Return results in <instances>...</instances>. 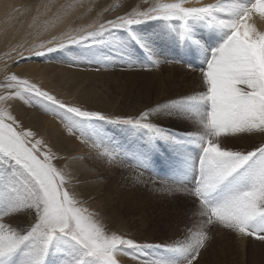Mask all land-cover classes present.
I'll return each instance as SVG.
<instances>
[{"label":"snow or ice","instance_id":"snow-or-ice-1","mask_svg":"<svg viewBox=\"0 0 264 264\" xmlns=\"http://www.w3.org/2000/svg\"><path fill=\"white\" fill-rule=\"evenodd\" d=\"M113 7L59 38L14 47L8 59L85 45L97 64L150 74L169 62V48L192 83L113 115L0 67V264H200L216 231L264 244V0H143L101 22ZM17 104L50 113L87 153L39 135ZM109 125L127 135H109ZM245 139L252 143H237ZM92 161L183 200L191 215L180 234L146 241L115 227L84 191L103 180Z\"/></svg>","mask_w":264,"mask_h":264},{"label":"rangeland","instance_id":"rangeland-1","mask_svg":"<svg viewBox=\"0 0 264 264\" xmlns=\"http://www.w3.org/2000/svg\"><path fill=\"white\" fill-rule=\"evenodd\" d=\"M101 2H104V0H31L30 11L26 12L23 11V9L17 8V0H0V47L3 51L2 58L4 62L7 63L13 71L23 75H27L42 84L50 83V87L53 88L52 90L55 93L59 94L61 98L72 102L81 103L94 110L99 109V107L96 106V100L98 99L97 103L105 112L117 115L118 113H113L110 111H117L119 107L124 105L125 98L130 97L131 94L128 93V95H123L122 90H130L134 85V82L132 80L124 79L120 76L122 71L120 62H117L114 65L97 64L91 60V57L96 50H93L92 52L86 51L87 46L85 45H78L76 46L75 51H68V53H66L65 50H60L56 53V57L53 59H50L49 57L46 59L32 57L31 59L21 60L19 63H13L12 60L8 59L7 56V54L11 53L12 48L16 47L26 49L32 46L38 40L39 34L29 36L26 34L27 28H37L38 26H42V33V31L49 27V25L54 22L56 18L61 20H64L66 18V23L62 28V32H71L93 23V21L97 19L98 14H100L104 9H107L110 5L114 6L113 10L104 13V15L100 17V20L101 18L103 19V17H106L107 14L108 19H111L117 14H123V12L130 10L132 7H139L142 5L143 0H128L129 5L121 8L119 12H117V8L122 5L120 2H112V0H107L108 3ZM69 4H72L75 7L69 9L67 8V5ZM62 5L65 7H61ZM51 39L52 38H49L48 40ZM164 51L167 53L166 58L169 62L161 64L159 66L160 69L166 70L170 66L184 67L182 64L176 62L180 59V57H175V55L171 53L173 52L172 49L165 48ZM11 55L15 56V53H11ZM73 60H77L78 63L73 64ZM28 63H37L38 67L32 68L31 71H22L21 68L26 67ZM41 63H46L45 65L51 63L53 64V66L64 64L68 68H74L78 71V73L85 75L87 79L93 84V86H90L91 83H89L86 77L83 76L85 84H82L81 86L76 85V88L74 87L73 89H70L68 87L70 83L68 75L67 78L63 80L60 76V69L58 67H40ZM40 74H45L47 78L42 79L38 76ZM188 81L192 80L189 79ZM178 86L179 85H177L176 83L175 87L170 91L171 94ZM61 92L68 95V97L62 95ZM115 99L119 100L117 108L113 103H111V100ZM33 109L40 111L41 114L44 113L45 116L48 117V121L35 118L33 122L32 119L28 122V125L34 128L39 135H42L46 138L48 134H53L56 137L55 145L62 149L66 145H78L79 142L74 138L68 137L63 131L62 127L61 129H57L52 126V121L59 122L57 118L53 117L50 113L43 112V110L41 109ZM25 124L27 125V123ZM105 127L109 135H115L118 138L127 135V133L122 128H119L117 126L109 125ZM237 143L246 144L244 143V140L238 141ZM250 143H252V140H250L248 144ZM87 151L88 149L86 148V152ZM97 162L98 161H92L91 163L96 164ZM117 170V177L119 174L125 172L122 169ZM117 177L112 179L114 187H116L117 185ZM134 188L138 189L136 187ZM91 189L92 186H90V189L89 187L85 188L84 191L90 192ZM91 193L94 195V192ZM95 196L97 197L98 195L96 194ZM175 202L177 203V207H179V211L177 210L179 212L178 215L175 212L176 210L173 208L176 205H174L172 199L166 197L163 198V201L160 202L159 205H161V207H164L165 209H169L168 216H163L162 218L158 217L154 219L149 229H147V235L146 238H143L144 240L167 241L169 239L175 238L180 234L181 230L184 227L185 221L191 215V213L184 206L183 200H175ZM155 211L156 213H158L157 210ZM177 217L180 219V222L178 223L180 227L178 228V231H176L177 234L172 237L173 235L170 236L169 233L172 229H174V223L177 220ZM215 237H213V240ZM209 248L206 251L207 254H203V256L201 257L200 264H241V262L234 256L228 257L229 254H224V252L221 250V246L216 248ZM212 249L215 250V252H213ZM214 256L216 257V259ZM219 256L221 258H219ZM206 260L207 262H205ZM217 260H220V262H218Z\"/></svg>","mask_w":264,"mask_h":264},{"label":"bare ground","instance_id":"bare-ground-1","mask_svg":"<svg viewBox=\"0 0 264 264\" xmlns=\"http://www.w3.org/2000/svg\"><path fill=\"white\" fill-rule=\"evenodd\" d=\"M115 1H118L122 4L120 7L117 8V12H119V10L124 6L129 5L128 0H112V2ZM17 2H18V6H17L18 9H23V11L26 12L30 11L31 0H17ZM101 3H108V2L107 0H104V2ZM104 18H108V14L106 15V17H103V19ZM103 19L101 18V22L103 21ZM65 23H66V18L64 20L56 18L55 21L49 25V27H47L44 31H42V33H41L42 26H38L37 28H27L26 34L29 36H34L36 34H39L38 40L34 43V44H38L43 41H47L49 38H52L53 36L59 38ZM65 52L68 53V51L66 50ZM171 53L173 54V52ZM2 54L3 51L2 48L0 47V67H3V65L5 64L2 58ZM48 57L50 59H53L56 57V53H49L42 58L46 59ZM45 64L46 63H41L40 67L53 66V64L51 63H48V65ZM34 67H38V64L28 63V65L24 67L25 69L21 68V70L31 71V69ZM53 67H58L60 69L59 73L63 80H65L68 75L70 79V83L68 87L70 89H73L74 87L76 88V85L81 86L82 84H85V80L83 77L85 75L78 73L76 69L68 68L64 64ZM38 76L41 77L42 79L47 78L45 74L42 75L40 74ZM120 76L124 79L132 80L134 82V85L130 90H126V89L122 90L123 95H128V93H130L131 96L125 98V103L123 106L118 108L117 110L118 112L110 111L118 114H122V113L134 114L136 109L142 107L144 104L155 101L157 99H162L163 97L170 95L171 94L170 91L175 87L176 83L179 86L173 91V93L178 91H183L184 89L189 87L192 83V81H188L189 79L192 80V78L190 77V74L186 70V68L174 67V66H170L166 70L160 69L158 67L153 69V71L150 74L143 72H135V71L130 72L127 70H122ZM0 78H2V73H0ZM89 83L91 82L89 81ZM44 85L51 90L53 89L50 87V83ZM90 86H93V84L91 83ZM61 93L62 95L68 97V95L64 94L63 92ZM97 101L98 99L96 100V106L99 107V109L96 110H103L102 107L97 103ZM111 103H113L117 108L119 104V100L118 99L111 100ZM16 112L24 120V122L27 123V125L31 119L33 122L35 118L48 121V117H46L44 113L41 114L40 111L33 108H28L21 104H17ZM52 126L57 129H61L62 127L60 122L58 121H52ZM46 139L51 141L53 144H55L56 142V137L53 134H48ZM250 140L251 139H246V141L244 140V143L248 144ZM63 150L65 153H73V154L87 153L86 147L80 143H78L77 146L66 145L63 148ZM90 164L94 167V171L96 173H99L100 176L103 177V180L99 184H97L95 181H92L88 186L89 189L90 186H92L90 192H94V195L96 194L98 195L96 200L92 201V205L93 207L98 208L105 215H107L111 219L115 227L120 228L122 231L129 232L132 235H137L141 238H146L147 229H149L153 220L158 217L162 218L163 216H168L169 209H165L164 207H161V205H159L160 202L163 201L164 196L158 193L153 194L151 192H148L143 187L135 189L127 179L128 176L127 172L126 173L123 172L122 174H119L118 177L116 176L117 174L116 172L118 171L117 169L120 168H110L106 164L100 161H98L96 164L90 162ZM115 177H117L116 187H114V183H112V179H114ZM172 201L174 202V205H176L173 208L176 210L175 212L178 215L179 207H177V203L175 202V200L172 199ZM155 210H157L158 213H156ZM179 222L180 219L177 217V220L174 223L175 227L169 233L170 236L173 235L172 237H174V235L177 234L176 231H178V228L180 227L178 224ZM214 237H215L214 240L210 244V248H216L221 246V250L224 252V254H229L228 257L234 256L241 262V264H264V244L259 243L258 241H250V240L241 241L236 239L233 235H229L222 231H216L214 233ZM213 252H215V250H213ZM204 254H207V252L205 251ZM219 258L221 257L219 256ZM205 262H207V260ZM218 262H220V260ZM126 264H133V262L128 260L126 261Z\"/></svg>","mask_w":264,"mask_h":264}]
</instances>
